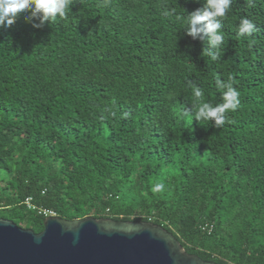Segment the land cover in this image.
I'll list each match as a JSON object with an SVG mask.
<instances>
[{
  "label": "trees",
  "instance_id": "1",
  "mask_svg": "<svg viewBox=\"0 0 264 264\" xmlns=\"http://www.w3.org/2000/svg\"><path fill=\"white\" fill-rule=\"evenodd\" d=\"M204 2L73 0L0 27V219L149 221L203 260L264 264V0H233L215 61L184 29ZM217 77L240 93L219 128L194 116Z\"/></svg>",
  "mask_w": 264,
  "mask_h": 264
},
{
  "label": "water",
  "instance_id": "2",
  "mask_svg": "<svg viewBox=\"0 0 264 264\" xmlns=\"http://www.w3.org/2000/svg\"><path fill=\"white\" fill-rule=\"evenodd\" d=\"M0 264H218L188 253L166 228L110 217L49 216L36 233L0 219Z\"/></svg>",
  "mask_w": 264,
  "mask_h": 264
},
{
  "label": "clouds",
  "instance_id": "3",
  "mask_svg": "<svg viewBox=\"0 0 264 264\" xmlns=\"http://www.w3.org/2000/svg\"><path fill=\"white\" fill-rule=\"evenodd\" d=\"M233 0H205L204 6L186 15L184 23L187 34L193 39L208 41L209 55L212 60L219 59V50L224 42L222 20L231 9ZM73 0H0V27H11L21 13L28 12L27 20L35 28H42L49 21L63 19L68 14ZM227 19V18H225ZM38 21V23H37ZM256 25L248 18H242L238 27L240 36L251 35ZM216 87L221 90L222 103H203L195 110L194 116L198 121H209L216 128L222 127L228 119V113L235 112L240 105V93L230 82L219 77L215 81ZM194 95H202L196 89ZM195 107V106H194ZM165 190L163 183H157L151 188L153 193Z\"/></svg>",
  "mask_w": 264,
  "mask_h": 264
},
{
  "label": "built area",
  "instance_id": "4",
  "mask_svg": "<svg viewBox=\"0 0 264 264\" xmlns=\"http://www.w3.org/2000/svg\"><path fill=\"white\" fill-rule=\"evenodd\" d=\"M28 203H29V201H28ZM30 207H31V205H30ZM35 208V207H34ZM40 213H43L44 215H45V217H49V216H57V214L55 213V212H53V211H48V210H45V209H40ZM211 228V225H209V224H206V228L208 229V228Z\"/></svg>",
  "mask_w": 264,
  "mask_h": 264
}]
</instances>
